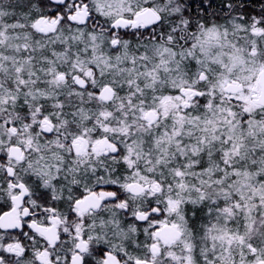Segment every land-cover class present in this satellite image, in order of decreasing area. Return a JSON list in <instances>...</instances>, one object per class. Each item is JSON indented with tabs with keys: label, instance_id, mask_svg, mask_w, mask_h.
I'll use <instances>...</instances> for the list:
<instances>
[{
	"label": "trees",
	"instance_id": "1",
	"mask_svg": "<svg viewBox=\"0 0 264 264\" xmlns=\"http://www.w3.org/2000/svg\"><path fill=\"white\" fill-rule=\"evenodd\" d=\"M157 1L164 6H158L163 18L153 30L158 38L156 43L146 37L129 36L125 40L126 46L122 48L121 45L118 52L110 50L106 39H101V47H96L91 36L97 30H90L87 25L70 24L66 18L58 32L48 38L37 39L28 22L44 14L38 0L3 7L1 11L5 20L18 25L7 33L3 47L1 45V72L7 82H0V110L16 114L19 120L32 108L57 110L62 111L65 114L63 118L71 124L90 130L99 128L103 115L96 102L72 101L66 104L69 89L87 91L89 86L82 90L71 83V88H48L46 80L51 72L66 73L62 75L68 79L67 82H72V76L80 75L73 66L74 58L81 60L87 57L84 62L99 75L98 85L111 83L118 96L131 91L153 100L169 94L180 95V90L189 88L200 71H206L208 77L213 76L212 79L217 81L219 68H198L188 51L185 54L190 62L185 59V69L175 71L171 81L156 89H142L140 61L133 59L141 56V61L146 62V56L152 54V46L156 44L168 45L178 53L179 49L187 47L188 50L189 45L179 39L186 18L196 22L194 28L192 24L186 27L191 30L186 33L189 39L190 34L197 33L198 24L213 27L219 23L226 46L240 37H250L257 57H264V26L254 33L251 28L257 14L264 16V0H241L240 4L246 7L237 10L238 0H210L217 9L207 19L201 12L186 13L185 17L180 12L170 16L167 13L174 12L169 8L173 0ZM187 1L178 0V3L184 5ZM228 4L232 8L226 11ZM153 5L154 0L150 3ZM211 17L217 20H211ZM101 25L108 27L106 22ZM168 37L173 44L167 41ZM119 54L125 56L124 62ZM237 55L245 60L234 69H256L257 57L252 52ZM14 57L17 58L16 64L12 63ZM43 57L45 61L31 64ZM122 65L133 68L123 77L120 75ZM179 78L181 83L178 84L176 79ZM19 80H24L27 85L19 87ZM126 81H129L128 85H125ZM197 91L200 95L192 96L191 105L183 109V116L170 111L169 116L155 128L129 136L135 154L130 167L120 141H116L109 132L95 135L97 138L109 137L119 145V152L113 156L116 183L124 181L126 176L139 183L156 182L158 190L148 200L161 211L158 216L162 218L169 217L173 205L175 211L170 219L182 230L177 241L181 244L179 249H184L182 251L195 264H253L264 259V107L248 111V104L229 99L225 91L215 87H200ZM60 102H65L63 108L54 109ZM98 102L101 108L110 104ZM135 112L126 114V122L133 128L144 123ZM137 205L138 208L144 207L140 203ZM124 229L122 232L133 239L132 229L129 232ZM139 232L143 239L145 235L141 225ZM144 239L147 240L146 237Z\"/></svg>",
	"mask_w": 264,
	"mask_h": 264
},
{
	"label": "flooded vegetation",
	"instance_id": "2",
	"mask_svg": "<svg viewBox=\"0 0 264 264\" xmlns=\"http://www.w3.org/2000/svg\"><path fill=\"white\" fill-rule=\"evenodd\" d=\"M0 1L3 7H11L35 0ZM43 1L48 9H41L44 14L30 20L33 22L31 31L37 39L58 32L65 24L64 17L70 23L68 16L87 6L90 12L88 21L93 20L102 26V30L105 28L101 24L106 22L108 35H116L110 48L113 52H118L121 46L117 33L125 34L123 40L129 36L151 40L154 27L163 18L161 12L150 6V0H130V13L126 10L117 17L98 9L97 0ZM73 3L75 8H71ZM194 5L197 13H203L206 19L217 9L210 0H194ZM181 6L184 8L180 12L182 16L191 13L189 4ZM226 6V11L232 8L229 4ZM147 8L155 10L160 21L155 24L142 22L133 28L137 15ZM118 18L127 19L129 24L113 27ZM211 20L217 18L211 17ZM183 21L179 37L182 41L187 32H191L186 27L196 23L187 18ZM61 78L66 79L65 75ZM55 112L54 118L65 115L62 111ZM15 115L0 110V221L1 217H7L4 224L0 223V264H153L152 255H158L161 247L168 243L156 238V229L153 241L150 239L153 229L149 227L148 209L151 208L152 215L161 211H155L149 200L143 208H138L139 199L147 191L143 182L126 176L124 181L116 183L118 180L113 174L115 154L108 148L97 149L99 142L109 137L98 138L93 144L89 137L79 136L62 148L67 141L63 142V138L55 134L52 121L43 118L40 122L42 129L27 128L21 126L22 122ZM44 120L50 122V132L45 131ZM79 147L81 152L76 154ZM11 148H18V155H12L15 151L12 152ZM92 152L94 158L83 159ZM133 183L141 187V193L136 194L130 188ZM121 203H124L122 211L117 208ZM139 213L146 214L144 221H138ZM140 225L147 238L145 244L141 242ZM124 228L128 232L132 229L133 239L122 232ZM148 239L152 242L149 250ZM153 249H157V253Z\"/></svg>",
	"mask_w": 264,
	"mask_h": 264
},
{
	"label": "rangeland",
	"instance_id": "3",
	"mask_svg": "<svg viewBox=\"0 0 264 264\" xmlns=\"http://www.w3.org/2000/svg\"><path fill=\"white\" fill-rule=\"evenodd\" d=\"M14 2L11 0H5V2ZM21 1V0H19ZM39 5H41L42 10H47L48 6L45 4L43 0H38ZM153 2V0H150ZM174 1V0H173ZM171 2L174 6V12L167 13L170 16L176 15L179 12H183V7L181 4L178 3V0H176L175 3ZM97 4L95 3L96 7L100 8L101 11L104 10L108 15L115 14V17L121 15L124 11H129L128 4L130 3V0H97ZM170 2V1H169ZM0 3H2L0 1ZM41 3V4H40ZM177 3V4H176ZM158 6L163 8L164 5H161L157 0H154V5L151 6L153 9L160 11V8ZM3 8V5L0 4V52H1V45L4 44L5 39H7L6 35L7 33H10L13 28H15L16 25L12 22H7L4 18V12L1 11ZM71 8L74 7V3L71 5ZM98 8V9H99ZM130 13V11H129ZM264 13V12H263ZM117 14V15H116ZM66 18V17H64ZM256 19L253 21V24L251 23L252 32L254 31H260L262 26H264V16L261 13L260 15L257 14L255 17ZM30 23V28L33 31V22H28V25ZM218 23V22H216ZM24 24V23H23ZM21 25V24H20ZM88 29H95L97 32H95L94 36L92 34V43L95 42L96 47H101L102 41L101 39H106L108 41V45L111 48L113 46V41L116 38V35L113 33L111 35H108V31L105 29H101L102 26L97 25L96 22H93V20H89L86 26ZM197 33L190 34V39H192V42H194L188 50H182L179 49L176 51L174 48L170 46H166L164 44H156V46H152V54L146 56V62H141L142 57L137 56L133 60H140L138 62L141 66V74H142V80L144 86H142V89H156L157 86H160L163 84L168 83L171 81L172 74L178 70L185 69L186 63L184 62L185 59L188 58V55L193 58L194 64L199 67L206 66L207 68L215 69L219 68V72L216 75V80H213V76L208 77V73L206 71H200L199 74L194 78L189 88H194L199 90L200 87H206L211 89L212 87L217 88L220 91H225L224 86L228 83L239 82L244 83V90L243 92L239 93H232L228 94L229 99H234L238 101H243L246 104H248L247 110L248 111H254V109L258 108V105L254 103V98L257 97L258 93L256 92V89H254L257 86L258 81V75L261 70L264 68V57L259 56L257 57V52L252 47L253 42L250 37H240L237 41L233 42V44H230V46H226L227 41L222 40V29L219 26V23L215 26H207L204 24H198ZM154 30V29H153ZM102 38H100V36ZM125 34H118L117 33V40L122 45V48L126 46ZM151 41L156 43V40H158L157 37L154 35L150 37ZM167 41L170 44L172 40H170V37H168ZM177 44V43H174ZM182 46V45H179ZM3 47V45H2ZM16 47V46H14ZM190 54H185V52H188ZM245 52H252L255 57H257V64L256 69H242V70H236L234 69L235 65L241 63L245 60V58L239 57L237 54ZM15 55V54H13ZM124 55H127L125 53ZM1 56V54H0ZM122 56L119 54V57ZM3 58V56H1ZM122 61L125 59V56H122ZM87 59V57L85 58ZM77 60L76 58L73 59V66L76 68L77 72L82 75V77L88 81V86L90 87L87 91H73L71 89L70 92H68L67 101L66 104H70L72 101H80V102H87V103H94L96 102V106L99 107L101 110V114L103 115L102 121L99 122L100 127L99 128H93L94 130L90 132V130L86 129L83 126L80 125H74L68 122V120H65V118L59 116V118L53 117L54 110L50 112H43L40 108H32L31 111L23 118L20 119V122H22L24 127L27 128H37L39 127L42 129L41 120L43 118H46L47 120H50L54 123V127L56 128L55 134L60 135L63 138V142H66L65 145L62 148H66L65 146L70 145L73 143L74 139L79 136H87L93 144L97 142L99 139L103 137L95 136L96 133H102L103 132H109L116 141H120L124 147L125 150V159L127 162V165L130 167L134 163V157L135 154L133 152V148H131V140L129 139V136L139 132V131H146L150 130V128H155L158 126V124L165 120L168 116L170 111H172L174 114L179 115L180 117L183 116V109L186 107H189L191 105L192 101V95L190 94H183L181 93L182 90H185L183 87L182 90H180V95H167L165 97H162L158 100L153 99H146L141 95L137 96V92H127L122 95L116 94V91H114V97L113 100H111L109 105L104 106V108H101L98 101H102L99 98L100 91L105 85H110L114 87L111 83H104L101 85H98V82L100 80L99 75L96 74L93 68H89V66H86L84 60ZM17 58L14 57L12 59V63L16 64ZM46 58H40L37 59L34 63L31 64L35 65L39 62L45 61ZM132 60L133 63H136ZM183 60V61H182ZM188 61V59H187ZM121 62V61H120ZM190 61H188L189 63ZM122 64V62H121ZM10 67V66H9ZM31 67V66H30ZM2 68V62L0 60V82H7V78L5 75L1 72ZM131 69L129 67H123L120 70V75L123 77V75L130 73ZM64 72H56L50 74V78L46 80L48 84V88H55L56 86H64L67 88H71V83L75 85L74 78L72 76L71 80L72 82H67L68 79H62L61 75ZM66 74V73H64ZM201 74H204L202 78H200ZM53 76V77H52ZM63 76V75H62ZM210 78V79H209ZM209 79V81H208ZM181 78L176 79V82L181 83ZM30 82V81H28ZM33 82V81H32ZM129 81L125 82V85H128ZM204 83V84H203ZM19 87L26 86V82L24 80H19ZM87 89V88H86ZM84 90V89H82ZM141 94L143 92L141 91ZM104 102V101H103ZM63 103H58L54 109H61L63 108ZM149 110H157V113L159 115V118L154 122L151 123L150 121H147L145 119L146 114L149 112ZM57 111V110H56ZM136 111V112H135ZM128 112H135L137 113V116H139L142 120H144L143 124H140L138 127H132L129 122H126ZM102 129V130H100ZM63 130V131H61ZM94 132V133H92ZM94 137V138H92ZM97 138L96 140H94ZM68 143V144H67ZM118 144L117 142H115ZM119 146V145H118ZM92 151V150H91ZM95 157L94 153H89L86 156L83 157V159ZM137 175V172H135ZM133 175V174H132ZM145 186V189L147 191L143 194V197L139 199V203L144 206L147 203L148 198L152 197L153 194L158 190L157 185L155 181H148L143 182ZM117 206V205H116ZM124 206V203H121L119 205V208H117L122 211V207ZM146 207V206H145ZM150 217L148 218L149 221V227L153 229L152 234H150V239L153 241L155 229L164 226L165 224H173L174 221L170 219L171 215L175 211L173 205L171 208V211L169 213V217H160L158 215H152L151 214V208L148 209ZM140 211V210H138ZM149 240V244L147 245V249L149 250L151 245V240ZM145 239H141L142 243ZM181 247V244L176 243L173 245H166L165 247H161L160 253L156 256L152 255L153 258V264H195L184 251V249H179ZM264 260V259H262ZM256 261L258 264L260 261Z\"/></svg>",
	"mask_w": 264,
	"mask_h": 264
},
{
	"label": "water",
	"instance_id": "4",
	"mask_svg": "<svg viewBox=\"0 0 264 264\" xmlns=\"http://www.w3.org/2000/svg\"><path fill=\"white\" fill-rule=\"evenodd\" d=\"M52 1H60L63 2L64 0H52ZM90 18V12L87 8V6H84L81 11L78 10L76 13H73L72 15L70 14L68 16V20L71 22H75V23H79L82 25H85L88 21V19ZM161 19V17L156 13L155 10H152L151 8H147L144 10V12H141L137 15L136 20L133 22V28L137 27L139 25V23H146V24H155L156 22H159ZM129 24V21L127 19H122V18H118L115 20V22L112 24L113 27H124L127 26ZM203 77V74H201V78ZM74 80L75 83L78 87L84 89L87 88L86 86H88V82L80 75H76L74 76ZM256 91H259V94L257 95V97L254 98V103L259 105L260 107H264V68L263 70L260 71L259 75H258V81H257V86L255 87ZM224 90L227 93H239L241 91H243V83H239V82H234L232 81L231 83H228L224 86ZM183 94H189L190 93L192 95H199L200 92L192 89V88H187L185 90H182ZM114 97V89L110 86V85H105L101 91H100V95L99 98L104 101V102H110L111 100H113ZM159 118V115L156 111L154 110H149V112L146 114L145 119L147 121H150L151 123H154L157 119ZM44 129L47 132L51 131V127H50V122L45 121L44 120ZM83 142H86L85 139H82ZM110 149V151L113 154H117L119 151L118 146L111 142L108 139H104L101 140L98 144L97 149ZM12 152L13 150L15 151V153H13L12 155H18L19 153V149L18 148H11ZM81 152V148L79 147L78 150H75L76 154H79ZM130 188H132V190H134V192L136 194H139L142 192L141 187L137 184V183H133L130 184ZM155 211H158L157 207L154 208ZM2 220L0 221V223L4 224V220L5 218L7 219L6 216L1 217ZM146 218V214H142L139 213L138 214V221H144V219ZM182 236V230H180L179 225L176 224H165L162 227H159L156 230V238L164 243H168V244H174L176 243ZM157 249H153L154 253L156 252ZM258 264H264V260L260 261Z\"/></svg>",
	"mask_w": 264,
	"mask_h": 264
},
{
	"label": "bare ground",
	"instance_id": "5",
	"mask_svg": "<svg viewBox=\"0 0 264 264\" xmlns=\"http://www.w3.org/2000/svg\"><path fill=\"white\" fill-rule=\"evenodd\" d=\"M241 3V2H240ZM240 3H237V5H235L236 6V10L237 9H239L240 7H241V5H240ZM187 4H189L190 5V8H192V10H190V12L191 13H197V10H196V8H195V5H194V0H188L187 1ZM170 9H173L174 8V6L173 5H171L170 7H169ZM152 9V8H151ZM174 10V9H173ZM176 10V9H175ZM174 10V11H175ZM195 25H196V23H192V27L194 28L195 27ZM153 33H154V31H153ZM154 35V34H153ZM184 42H186V44L187 45H189L188 47H190L194 42H192V39L190 40L188 37L187 38H184ZM185 48V47H184ZM187 48V47H186ZM184 49V50H187V49ZM138 60V59H137ZM138 61H140V60H138ZM142 62V61H141ZM140 67V69H141V66H139ZM191 88V87H190ZM185 89H187V88H185ZM192 89H194V88H192ZM182 90V89H181ZM194 90H196V89H194ZM197 91V90H196ZM226 92V91H225ZM181 93H182V91H181ZM227 93V92H226ZM191 94V93H190ZM227 94H231V93H227ZM192 95V94H191ZM200 95V94H199ZM193 96V95H192ZM154 111H156L157 112V110H154Z\"/></svg>",
	"mask_w": 264,
	"mask_h": 264
}]
</instances>
